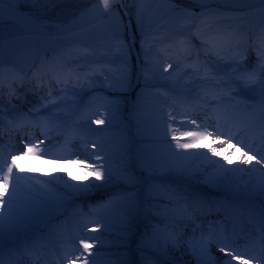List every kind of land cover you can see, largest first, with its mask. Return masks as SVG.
<instances>
[{"label": "bare ground", "instance_id": "bare-ground-1", "mask_svg": "<svg viewBox=\"0 0 264 264\" xmlns=\"http://www.w3.org/2000/svg\"><path fill=\"white\" fill-rule=\"evenodd\" d=\"M26 1L28 4H32V1L29 0H17V2L4 0L3 5H0V12H2V15H0V37L4 34V29L6 28L3 25L6 22H9V26L12 25L13 28L26 32L36 31L40 34H45L56 26L55 24L46 26L37 21L32 14L38 15L40 11L39 13L22 11L21 9L24 8L22 4H25ZM193 1L205 4L218 0ZM259 2L261 0H226L224 3L233 6L242 4L251 6ZM123 3L124 0H109V7L123 5ZM105 10L103 0H98L89 9L70 20V22L62 26L59 25L57 28L62 34L73 33V31H78L90 24ZM225 19L226 17L223 19L212 18L206 24L195 23L198 25L192 29V33L195 34L194 36L199 37L197 42L199 40L202 43L189 45L184 41H175L174 54L185 53L186 49L191 46H202V48L195 47L193 54L200 55L210 67L206 71L199 67L196 68L198 79L190 81L195 85L199 83L194 82L201 80L204 74L205 82L211 80L209 79L212 77L211 69L214 70L215 66L209 62L216 55L241 65L247 70L245 71L244 79L251 78L253 82L259 83L256 80L255 70L253 69L262 66L261 62L263 60L258 56L255 57V54L263 49L264 33L257 36L255 34L250 35L247 32H243L240 24L238 25L240 28H232L230 21ZM168 29L173 34L174 30ZM250 32L252 33L251 30ZM175 34L178 35L177 32ZM164 49L171 50L168 46H165ZM49 53L51 56L54 55L52 52ZM0 58L4 61V55L0 56ZM2 60H0V107L7 106L9 102L11 105L8 108L10 113L3 112L5 108L0 109V147L3 149H0V162L7 161L11 163L13 155H22L26 143L30 142L38 145L41 149L38 156L31 155L28 159L31 168L34 167L36 169L42 164V159H48L45 166L51 168L52 175L49 176L50 178L46 177L43 180L44 183L42 181L41 183L49 186V190L45 188L44 199L45 203L54 209L53 215L49 211H42L41 202L18 191L9 207L7 200L8 195L11 194V182L8 194H4L2 189H0V196H3L5 200L4 204H0V214H3L4 217L3 225L0 227L2 232L0 233V262L2 264H85V261L88 260L83 249L75 245L77 240L74 235L75 231L81 226L82 231L87 230L86 226L88 225H81L84 222L96 225L102 231L106 229V226L96 223L93 213L89 211L90 208L84 215L80 212L83 207L92 206V209L97 210L98 206L101 205L104 208L111 199L118 197L121 199V204L127 205L124 209L126 219L124 222L121 221L122 226L114 225L112 229L114 234L113 231L111 234H104L105 241L113 243L115 246L113 248L103 246L107 252L103 255L99 264H104L108 260V258L104 260V257L110 252L115 253L117 260L114 262L109 261L105 264H127L126 260L129 258V254L134 255L135 252L134 248L132 249L131 247L136 241L134 239L135 236L136 238L143 236V241L147 243L154 242L158 252L157 256L154 253L144 251V249L136 252L143 254L149 259L151 261L150 264H153L152 260H156L157 264H227L228 261H231V264H241V261L237 259L221 260L227 255L216 246V243L210 237L215 226L220 223L222 218L227 217V221H230L236 217H244L243 213L248 208L249 212L246 217H250L252 209L255 208H251L250 204L260 202L254 201V199L248 201L249 199L246 197L251 195L246 192L251 193L250 188L252 191L257 192L258 195H261L257 196V199L264 201V175H262L264 174V166L257 164L256 161L247 160L246 155H241L242 150L231 148L227 143L222 144L221 141L227 140L233 134L240 135V125L245 124V122L257 134L258 132L264 134V114L262 118H259V121L256 120L260 115L259 110L261 111L262 109V101L244 102L249 109L250 120L244 118L226 119L224 116H218L221 112V106H208L205 101L190 102V104L185 105L181 113L170 114L168 119L172 117L170 122L172 127L174 125L173 129L175 130L172 139L175 136L180 143H194L195 147L188 149L178 148L176 140L173 139L170 150L163 152L153 162L146 164V168L148 170L154 169L155 173L147 172L146 175L139 179L136 176H131V172H125L122 162L116 161L115 167L117 169V177L120 179L119 182L114 181L109 176H105L101 183L85 180L83 185L70 189L61 181V176L67 179L72 176L77 182L78 179L74 176V173L82 176L83 174L86 175L87 170L96 171V169L87 165L83 168L74 160L77 156L71 155L68 149H71V147L76 148V151L80 154L79 157H84V155L89 154L91 149L97 152L104 150L106 144L101 140L100 132L89 133L88 135L80 134L74 125L76 119L72 122H69V119L66 121L63 119L62 125L61 122H59L60 124L54 123L53 106L49 109L40 108L41 110H38V108L41 97H45L46 93L53 91L56 88V84L79 77L78 69H75V66L61 65L59 61L52 58L42 62V64H45L44 67L27 73L28 70L24 71L13 66L15 65L14 62L11 63L13 65H10L6 62L2 63ZM38 60L36 59V61ZM29 64L32 67L34 62H29ZM185 88L184 83L179 85L176 96L180 97L179 94L184 93L186 91ZM198 95H196V98L200 97ZM204 95L206 93H202V98ZM52 99L55 101L56 96L48 97L44 100L48 102L52 101ZM196 103H201L203 106ZM37 110L39 114L36 112ZM243 112V110H239L233 113L241 114ZM11 115L12 118H10ZM190 116L195 117L198 121L203 120L206 116V133L213 131L212 135L205 136L202 140L182 135V133L189 131L205 133L199 123L196 124L197 128L192 127L193 124L188 121ZM215 131H220L221 134L215 135ZM217 136L223 139L216 141ZM246 141H248L250 147L253 146L251 137L248 136ZM42 145L43 147H41ZM90 145L91 147L89 148ZM45 148L48 150L47 155L43 151ZM210 148H215L220 154H213V152L209 151ZM167 155L173 159L172 162L162 161ZM225 157H228L231 163H228ZM210 161H215L216 163L213 164ZM217 165H223L225 169L236 171L225 173ZM173 167L176 169L172 170ZM165 170L168 171V174H163ZM55 171L59 173L58 176L54 173ZM196 171L204 174L201 177L206 180L205 182L212 181L214 183L217 182L216 184L226 185L224 187V196L227 198L219 199L221 196L209 193L203 187L198 186L190 176L177 175L179 172L187 174L195 173ZM3 174V172H0V178H2ZM139 181H141L140 184H138ZM221 181H226L227 183ZM114 182L119 184V188L114 189L116 191L113 192L112 190H107L106 188H109V184H114ZM239 189L245 192H240L238 191ZM160 190L168 191L172 195L181 197L183 203L175 213H171L174 216H171V214L168 216L169 220L176 225L173 226L174 228H172L171 222H168L167 226L165 225L171 232L167 231L164 235L156 233V236H153L148 231L145 234L139 221H142V216L146 217L142 213L145 212L142 207H147L150 205L148 203H153L156 198H160L162 195V192L158 194ZM68 196L73 198L74 203L68 199ZM253 196L251 198H254ZM73 206H75L73 211H76L79 215L76 218V224L78 225L75 228L73 227L75 220L69 222L73 211L64 218L65 211L70 210ZM174 209L171 208L170 210L173 211ZM23 210H30L32 214ZM32 216H34V219H32ZM35 216L38 217V220L44 221L43 227H35L36 222L31 221L35 220ZM186 219L187 221H185ZM20 222L24 223V225L19 226ZM115 234L116 236H114ZM201 239H207L208 243ZM36 243H43L46 251L43 260L39 263L33 260V255L39 254L38 249H32V246ZM12 253L16 254L17 257L12 259L10 257ZM29 257L31 258L29 259Z\"/></svg>", "mask_w": 264, "mask_h": 264}, {"label": "rangeland", "instance_id": "rangeland-1", "mask_svg": "<svg viewBox=\"0 0 264 264\" xmlns=\"http://www.w3.org/2000/svg\"><path fill=\"white\" fill-rule=\"evenodd\" d=\"M29 1H32V4H28L26 1L25 4H22L24 7L21 9L22 11L36 13L40 11L38 15L32 14L37 21L46 26L50 24L56 26L48 30L47 33L40 34L36 31L26 32L13 28L12 25L9 26V22H6L7 25H3L6 29H4L3 36L0 37V49H2L0 56L4 55V61L1 58L0 60L2 63L6 62L10 65H13L11 63L14 62L13 66L24 71L28 70L27 73L44 67L45 64L42 62L52 58L59 61L61 65L75 66V69H78L79 77L56 84L53 91H49L45 97H41L38 110H41L40 108L49 109L53 106L54 123L61 122L62 125L63 119L65 121L69 119V122L76 119L74 125L80 134L88 135L100 132V138L106 144L104 150L97 152L91 149L89 154L84 157H79L80 154L76 148L68 149L71 155L77 156L74 160L83 168L87 165L96 169V171L89 170L90 172L87 170L86 175L82 176L74 173L78 179L77 182L72 176L68 179L61 176V181L70 189L83 185L85 180L101 183L105 176L119 182L115 167L116 161L122 162L125 172H131V176H136L139 179L147 172L155 173L154 169L148 170L146 164L153 162L158 155L170 150L171 143L174 141L172 139L175 131L174 125L172 127L170 122L172 117L168 119V116L181 113L185 105L190 102L205 101L208 106L217 107L223 101L224 106H228L229 101H233L236 97L241 98V101L244 97V101L233 102L234 105L247 112L249 109L243 102L260 100L262 109L259 110L260 115L256 120L259 121V118H262L264 114V87H261V81L264 79V46L262 44L263 49L255 54V57L258 56L263 60L262 62L260 60L262 66L253 69L259 83L253 82L251 78L244 79L247 70L241 65L216 55L209 62L215 66L214 70L211 69L212 77L209 78L211 80L205 82L204 74L201 80L194 82L199 83L195 85L191 82L198 79L196 68L199 67L206 71L210 67L200 55L193 54L195 47L202 48V46H191L186 49L185 53L174 54L175 41H184L189 45L202 43L199 40L197 42L199 37L194 36L192 29L199 23H208V20L212 18L223 19L226 17L232 24V28H238L240 24L243 32L250 35L257 36L264 33V3L233 6L226 5L224 3L226 0L205 4L196 3L193 0H124L123 5L109 7L84 28L73 31V33L62 34L57 28L59 25L62 26L70 22L98 0ZM168 28L174 30L173 34L168 31ZM51 43L56 44L55 50L54 47L51 48ZM165 46L171 50L164 49ZM49 52L54 55L51 56ZM36 59L39 60L36 61ZM29 62H34L32 67ZM182 83L185 84L186 91L179 94L180 98L176 94L178 86ZM202 93H206L203 98ZM197 94L202 99L196 98ZM54 96H56L55 101L53 99L48 102L44 100ZM196 104L201 105V103ZM10 105L9 102L7 106H2L0 109L5 108L3 112H9ZM38 110L36 112L39 114ZM94 120H103L104 123L96 124L93 122ZM188 121L193 124L192 127H198L196 124L199 121L195 117L190 116ZM199 125L206 133L207 129L202 124L199 123ZM26 157L17 161L19 168L14 169V174L21 177L17 183V191L41 202L42 211H49L53 215V207L48 206L44 199L49 186L41 183L46 177L52 175L51 168L45 166L48 159H42V164L36 169L31 168L28 159L31 155ZM162 161L172 162L173 159L167 155ZM250 161L253 162V159ZM175 169L173 167L172 170ZM96 172L101 173L100 179L96 178ZM167 172L165 170L163 174H168ZM197 172L199 171L187 174L179 172L177 175L190 176L194 179L195 184L203 187L209 193L224 195L226 185L216 184L217 182L212 181L205 182L206 180L201 177L204 174ZM54 173L57 176L59 174L57 171ZM221 182L227 183L226 181ZM140 183L141 181L138 182V184ZM109 185V188H105L112 192L119 188V184H115V182ZM249 190L251 193L246 192L247 194L259 196L251 188ZM238 191L245 192L241 189ZM161 192L160 198H156L153 203H148L149 206L142 207L145 210L142 213L146 217L142 216V221L139 222L145 234L147 231L153 236H156V233L164 235L167 231L171 232L166 227L168 222L172 223V228L176 226L168 216L175 213L183 201L181 197L172 195L168 191L160 190L158 194ZM251 196L244 197L252 199ZM225 198L227 197L221 196L220 199ZM68 199L74 203L71 196H68ZM74 207L65 211L64 218L73 211ZM126 207V204H121L120 197L111 199L104 208L99 205L97 210L92 209V206L83 207L81 214L84 215L90 208L89 211L93 213L96 223L106 226V229L102 231L98 226L90 223L89 228L92 232L82 231V226L75 231L74 235L78 240L75 243L77 247H81L80 240L82 238L92 244L89 253H85L89 264L93 260H95V264H99L107 252L103 246L109 248L115 246V244L105 241L104 234H111L115 224L121 225V221H125L124 209ZM171 208L175 209L171 211ZM23 211L32 214L30 210ZM139 213L141 212L139 211ZM78 216V213L73 211L69 222L75 220L74 228L78 225L76 224ZM31 221L36 222L35 227L44 226V221L38 220L37 216H35V220ZM22 225L24 223L20 222L19 226ZM81 225L86 226L89 223L84 222ZM0 233H2L1 230ZM182 236L187 237L186 235ZM142 238L143 236L138 238L135 236L136 241L131 246L135 252L134 255L129 254L130 256L126 260L127 264H150L151 261L143 254L136 253L143 249L157 256L158 252L154 242L147 243ZM201 240L208 243L205 239ZM106 258L108 260L105 263L117 260L115 253L112 252L108 253L104 260ZM221 260L228 261L229 259L222 258ZM156 262V260H152L153 264H157Z\"/></svg>", "mask_w": 264, "mask_h": 264}, {"label": "snow or ice", "instance_id": "snow-or-ice-1", "mask_svg": "<svg viewBox=\"0 0 264 264\" xmlns=\"http://www.w3.org/2000/svg\"><path fill=\"white\" fill-rule=\"evenodd\" d=\"M12 2H17V0H12ZM4 0H0V5H3ZM261 3H264V0H261ZM103 6L105 9L109 8V0H103ZM0 15H2V12H0ZM130 27V25H129ZM261 87H264V79H262L261 81ZM96 124H102L104 123L103 120H94L93 121ZM193 123H195V121H192ZM182 135L185 136H190L193 139H204L205 136H211L212 133L208 132V133H198L195 131H189V132H184L182 133ZM173 139L176 140V137L173 136ZM41 143H43V141H41ZM222 144L227 143L229 147H232L231 144V137H229L227 140H223L221 141ZM176 146L178 148H184V149H188V148H192L195 147L196 145L194 143H180L179 140H176ZM41 151V149L39 148L38 145L36 144H32V143H26L25 144V150L23 151L22 155H13L12 159H11V163H8L7 161H2L0 162V172H3V176L2 178H0V189H2L4 194H8L10 192V182H11V194L8 195V200L7 203L9 205V207L11 206V201L13 199V197L17 194V183L18 181L21 179L20 176H17L14 174V169L19 168V165L17 163V161H19L20 159L23 158V156H27V155H33V156H38L39 152ZM44 154L47 155L48 154V150L47 148H45L44 150ZM209 151L213 152V154H220L216 151L215 148H210ZM226 151V149H225ZM241 155H245V153H241ZM256 155V154H254ZM254 155L248 156L247 159L250 161L254 158ZM225 159L227 160L228 163H231V160L228 159V157H225ZM210 163L215 164V161H210ZM257 164H261L262 166H264V156H262L259 160H256ZM217 167L222 171V172H228V171H236V170H231V169H225L223 165H217ZM6 169V171H5ZM96 178L100 179L101 177V173L100 172H96L95 173ZM264 175V174H262ZM5 200L3 198V196H0V204H4ZM3 221H4V217L3 214H0V227H2L3 225ZM91 239V238H88ZM80 246L83 248L84 253H89V250L92 248V244L88 242L87 239L82 238L80 240ZM221 251H225V249L223 247H221ZM236 251L235 249H228L226 252V255L230 256L233 260L238 259L239 257L236 255H233V252ZM0 264H2V262H0ZM85 264H89L88 261H85ZM91 264H95V260H93L91 262ZM227 264H231V261H228ZM241 264H245L244 261H241Z\"/></svg>", "mask_w": 264, "mask_h": 264}]
</instances>
